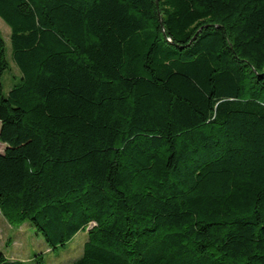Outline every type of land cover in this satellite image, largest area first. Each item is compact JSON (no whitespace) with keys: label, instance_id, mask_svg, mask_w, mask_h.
I'll use <instances>...</instances> for the list:
<instances>
[{"label":"trees","instance_id":"1","mask_svg":"<svg viewBox=\"0 0 264 264\" xmlns=\"http://www.w3.org/2000/svg\"><path fill=\"white\" fill-rule=\"evenodd\" d=\"M0 215L69 264H264V0H0ZM0 264H25L6 257Z\"/></svg>","mask_w":264,"mask_h":264},{"label":"rangeland","instance_id":"2","mask_svg":"<svg viewBox=\"0 0 264 264\" xmlns=\"http://www.w3.org/2000/svg\"><path fill=\"white\" fill-rule=\"evenodd\" d=\"M0 29L7 44V58L11 65L2 79L3 91L7 93L19 81L20 73L11 60V29L1 18ZM4 148L5 145L0 141V152ZM86 238L85 233H79L65 247L50 250L43 236L31 226L29 220L22 224H11L0 215V249L6 257L22 260L25 264H69L81 256Z\"/></svg>","mask_w":264,"mask_h":264},{"label":"crops","instance_id":"3","mask_svg":"<svg viewBox=\"0 0 264 264\" xmlns=\"http://www.w3.org/2000/svg\"><path fill=\"white\" fill-rule=\"evenodd\" d=\"M86 239H87V238H86ZM86 239L84 240V242L86 241ZM11 259H16V258H13V257H12Z\"/></svg>","mask_w":264,"mask_h":264}]
</instances>
